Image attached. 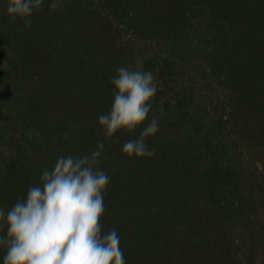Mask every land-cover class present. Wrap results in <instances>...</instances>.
I'll list each match as a JSON object with an SVG mask.
<instances>
[{
	"label": "trees",
	"instance_id": "16d2710c",
	"mask_svg": "<svg viewBox=\"0 0 264 264\" xmlns=\"http://www.w3.org/2000/svg\"><path fill=\"white\" fill-rule=\"evenodd\" d=\"M51 3L25 28L0 0V207L61 154L104 142L103 231L126 264H264V0ZM127 65L153 72L157 92L145 125L113 144L98 117ZM153 115L155 154H123Z\"/></svg>",
	"mask_w": 264,
	"mask_h": 264
},
{
	"label": "clouds",
	"instance_id": "9594fccd",
	"mask_svg": "<svg viewBox=\"0 0 264 264\" xmlns=\"http://www.w3.org/2000/svg\"><path fill=\"white\" fill-rule=\"evenodd\" d=\"M44 0H7L10 19H21L25 28ZM63 7L52 0L53 10ZM156 78L140 66L127 65L111 77L114 100L108 114H100L98 124L105 138L120 142L118 133H134L145 125L157 92ZM159 131L153 115L137 139L122 147L128 157H152L155 150L146 143ZM67 133L64 138L67 139ZM104 142L90 154H61L54 168H45L40 186H31L23 201L7 212L0 207V247L6 249L3 264H126L115 228L104 232V193L110 177L99 167Z\"/></svg>",
	"mask_w": 264,
	"mask_h": 264
}]
</instances>
